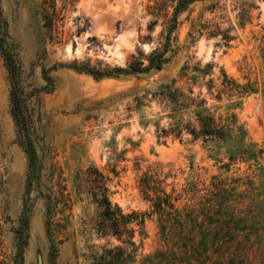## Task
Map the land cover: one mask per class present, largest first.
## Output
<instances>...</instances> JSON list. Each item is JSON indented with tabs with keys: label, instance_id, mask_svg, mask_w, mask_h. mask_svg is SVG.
<instances>
[{
	"label": "rangeland",
	"instance_id": "374dc122",
	"mask_svg": "<svg viewBox=\"0 0 264 264\" xmlns=\"http://www.w3.org/2000/svg\"><path fill=\"white\" fill-rule=\"evenodd\" d=\"M36 1L0 0L10 43L28 76L27 92L45 85L39 69H31L40 47ZM154 1L75 0L65 30L75 33L76 18L86 19L88 27L48 46L46 63L88 58L123 68L131 57L146 55L161 30L162 19L155 24L151 16ZM213 2H196L179 16L172 34L176 51L159 70L94 80L61 67L51 73L55 89L38 92L30 104L40 144L55 151L63 169L74 223L95 211L84 184L76 194L74 178L88 168L105 177L112 204L142 219L134 227L131 264H162L147 263L152 256H164L165 264H264V0H218L212 9ZM187 16L217 23L229 31L230 41L202 35L189 43ZM185 64L187 72L181 70ZM223 75L235 91L215 99ZM172 80L199 94L216 116H233L243 133L241 147L252 155L241 154L230 141L162 136L172 116L135 99ZM8 89L0 57V205L8 218L0 228V264H14L12 227L21 211L25 173L24 154L14 143ZM167 201L172 209H156ZM178 231L185 240L177 250ZM65 238L56 264H86L80 236ZM22 258V264H50L40 202L32 207Z\"/></svg>",
	"mask_w": 264,
	"mask_h": 264
},
{
	"label": "trees",
	"instance_id": "16d2710c",
	"mask_svg": "<svg viewBox=\"0 0 264 264\" xmlns=\"http://www.w3.org/2000/svg\"><path fill=\"white\" fill-rule=\"evenodd\" d=\"M205 1H214L211 4L212 9L218 6V0H155L151 16L156 18L155 24L159 18L162 19L155 46L146 55L139 54L137 58L131 57L123 68H109L101 61L91 62L88 58L74 60L67 65L61 63L48 65L49 63H46L47 47L60 45L71 39L73 35H79L88 27V21L76 18L73 21L76 30L75 33H71L65 30V24L66 16L73 9L75 0H37L33 6V12L38 21L40 47L31 63V69H39L40 78L45 85L41 89L33 88L30 92L26 90L28 76L24 74L18 54L10 43L0 9V57L9 86V116L14 127V143L25 157L21 211L16 220V226L12 227L17 246L14 264L23 262L22 254L29 238L30 214L35 202H40L43 209L44 232L49 244L50 264H56L58 247L63 244L67 238L65 236L68 235L74 238L79 235L82 239L84 247L82 257L86 264H131L134 261L136 254L133 242L134 227L140 225L142 219L140 220L133 213L124 214L118 206L112 204L108 197L105 177L96 169L88 168L84 173H80L81 176L77 174L78 176L74 178L76 194L84 184L95 211L92 217H80L78 222L74 223L72 200L63 169L56 159L55 151L40 144L32 120L30 104L33 99H37L38 92L49 93L55 89L51 73L61 67L89 75L94 80L159 70L176 51L172 49V34L180 24L179 16L188 11L194 3ZM169 10H171L170 13ZM186 21L189 22L187 32L189 43L194 42L196 36L202 35H220L223 42L230 41L229 31L220 29L217 23L206 21L202 16L191 20L187 16ZM188 69L189 66L185 64L181 70L187 72ZM219 86L220 89L213 91L216 93L215 99H219L224 91H235L233 89L235 85L224 75ZM144 101L154 103L160 113L172 116L169 118L171 123L160 130L162 136L179 138L182 135H188L193 140L200 139L203 142L230 141L241 154L252 155L247 149L241 147L243 133L233 122V116H230V120H223L216 116L206 107V101L200 99L199 94L195 96L192 89H180L172 80L162 84L155 91L147 92L143 97L135 99L136 104ZM1 184L0 179V188ZM163 204L164 209L160 206L156 209L161 212H164L166 208L172 209L168 201ZM6 222L8 218L4 216L0 205V228H2L1 224ZM181 235L182 232L178 231V239H175L177 250L185 240ZM91 236L94 239L89 241ZM179 238L180 242L177 243ZM205 241L207 242V238L203 240L204 244ZM175 253L174 251L172 253L174 258L177 255ZM155 260L165 264L162 262L164 256H152L146 261L149 263Z\"/></svg>",
	"mask_w": 264,
	"mask_h": 264
},
{
	"label": "bare ground",
	"instance_id": "6f19581e",
	"mask_svg": "<svg viewBox=\"0 0 264 264\" xmlns=\"http://www.w3.org/2000/svg\"><path fill=\"white\" fill-rule=\"evenodd\" d=\"M11 122V121H10Z\"/></svg>",
	"mask_w": 264,
	"mask_h": 264
}]
</instances>
